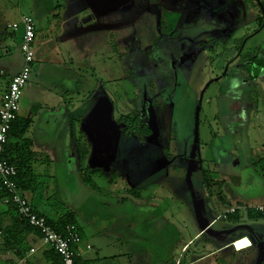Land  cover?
Masks as SVG:
<instances>
[{
    "label": "rangeland",
    "instance_id": "1",
    "mask_svg": "<svg viewBox=\"0 0 264 264\" xmlns=\"http://www.w3.org/2000/svg\"><path fill=\"white\" fill-rule=\"evenodd\" d=\"M69 1L74 0H0V32L4 31L12 34L11 32L13 31L11 26L14 23L19 24L22 16L32 17L35 23L36 35L33 43L35 54L34 63L30 78L23 89L19 110L20 116L26 120L29 118H36V120H41L40 122H42L45 115L53 114V112H55L54 114H63L61 113L63 111L68 113L71 119H73V121H71L72 135L75 138L73 142H79H76L77 150L82 151L87 159V162H85L82 167L90 169L88 161L91 159L90 156L93 152V144L91 142L92 138L88 136L83 127V123L85 116H87L91 108L94 107L99 96L107 98L112 106V121L120 140L121 129L124 124L127 123L126 120H129V116L130 119L134 116L139 118L141 115L140 113L144 111L149 113V126L151 131L157 130L158 121L153 114L156 115V111L157 114H159L160 110L166 109L164 101H161L164 100L162 95L164 94L168 101V96L170 94L173 105L176 106L175 109L178 110L174 111L178 115L176 117H173L174 115L169 117L171 115L169 109L162 113L163 116H167L171 119L170 129L173 138L170 141V148L177 150V154L181 155L180 158L185 159L186 156L184 155L186 154H184L185 150L183 149L185 147V142L183 141H186V136L188 140H190L189 137L192 135V131L194 140L195 128L197 129L200 145L197 146L193 159V161L196 159L198 161L194 163L193 172L196 171V174L193 175L191 184L193 189H199L198 191L202 194L204 187L201 184L199 187L197 186V175L200 169H202V166L207 169L209 164L203 162L201 166L199 161H205L208 156H212V153L206 152L204 146L206 144L211 146L212 144L211 131H215L216 128H219V131L224 132V125L220 118L215 117L213 121L210 115L212 107L214 112L217 108H221L219 101L223 96V84H220L215 91L218 102L214 103L212 107H209L208 102L212 87H207L209 82L205 81H207V76L211 75V66L218 68L224 66L226 60L223 59V56L226 52L222 51L220 46H211L208 49L211 55H208L206 53L207 50L204 49L205 55L211 57V64L205 65L203 58L199 63H196L194 68H192L191 64V69L188 70L186 74H179V76L178 74H172V76H170V72L168 71L170 69L172 70V65H168L167 68V65L162 63L157 65L156 68H153L150 67L151 60L143 57L144 54H148V42L152 38H150V35L143 33V31L146 30L142 29V20L137 23V25L133 26V28L124 27L114 30L91 31L71 37L75 30L88 28V26H93L104 19L99 20L95 17L97 13H95L94 10H98V7H100L96 4L95 0H85L90 3L89 5L84 2L87 6L86 8H83V2L76 1L78 3L72 5V7L76 8L68 10L67 7L63 5H67ZM260 2V0H247V6L249 9H252ZM77 9L80 10L78 11ZM55 10V15H58V17H54L55 15L53 16ZM87 10L89 13H95V15L93 17L85 15L86 12L84 14V11ZM117 10L120 16L122 8L121 10ZM69 12H73L72 14H76L78 18L76 16L70 17L69 14H66ZM82 13L85 16H83ZM254 26L249 25L247 28L241 30V34H251ZM233 42L234 45L240 44L232 40V43ZM7 44L8 46H12L11 51L15 54L18 41L13 40V43L7 41ZM247 44L249 45V43ZM230 47L233 48L232 46ZM257 50V48H254L252 53H255ZM128 54L135 56V60H133V58H127ZM152 59L155 60L156 63L159 62L156 56H153ZM130 61H135L134 63L137 69L131 66ZM127 70H131V74ZM138 70H142V72ZM182 70L183 69H181V71ZM134 72L137 73V75H135ZM139 74L140 77H138ZM220 77L221 76L218 75V78ZM154 80L160 81V84L156 87L157 91H154V94H158V97L155 98V103L151 105L150 108V105L146 102L145 95L142 94L143 89H141V84L144 81L154 86ZM168 85H171L173 89L170 90ZM178 85H181V87L177 88ZM186 88H188V91ZM181 110H185L187 114L181 113ZM118 119L121 120L120 125L116 124ZM168 122L170 123V121ZM32 128V134L40 132L42 129L43 131L46 130V127L40 125L39 122ZM164 128L166 129L165 126ZM49 129L52 128L50 127ZM29 131L30 130H28V132ZM28 135L29 133L27 136ZM150 137L153 138L156 136ZM158 137L159 136H157L155 140H157ZM218 137L220 139L217 140L221 142L222 135L220 134ZM231 138L235 140L237 137H231L227 134L222 141H230ZM159 139L162 140L159 146L161 150L165 148L164 140L166 138L159 137ZM119 140L116 157L110 166L101 165L90 169L91 171H98L103 175L101 178L99 176L93 177L94 182H96L99 187L96 191L104 194L103 191L107 189L108 182L112 180L113 185L111 186L116 192L129 197L132 196V194L129 193L130 189L134 190L135 193H138L140 196L135 203L148 205L153 210L159 211L163 217L162 219H158L159 223H154L147 219V217L139 218L140 227L147 231L144 232L141 230L143 234L141 236L144 239L143 242L146 243L147 249L152 254H156L158 257L167 260L173 256L169 246H175L174 248L177 247V250H175L173 260L179 261L180 264H184L186 260H189L190 253L193 257L200 256L205 254L210 247L213 246L215 248L225 242L224 239L202 233L204 234L203 237L199 240L198 238L192 240L190 244L187 245L189 250L185 253V249L183 251L185 254H180V249L183 244L192 239L195 232L200 230L194 205L190 194L187 193L188 187L184 180L188 161L186 164L182 165L180 170L177 169L172 172L170 168L166 182H161L163 180L162 175L165 173V176L167 175V165H169L171 161L169 162L167 159L166 162L161 155V151L157 148L158 153L156 156L162 157V161L157 162L159 166L156 168L153 167V171L151 170L149 174H146L144 179L136 181V179L141 178V176L138 178L135 173H131L125 167H115L111 169L112 165L119 161L118 152L123 148L122 144H119ZM12 141L13 139L11 142ZM191 148L193 149V147ZM166 149H168V147H166ZM169 152L171 155L172 152ZM193 153V150H191L188 157L189 159ZM76 155L78 157V153ZM106 157H108V155ZM180 158L177 157V168L181 165L179 163ZM153 160L155 159L152 158L151 162H153ZM74 162L75 160L71 158L70 165L73 166ZM231 164L232 165H229L228 168H230V170L234 169L233 173L237 175V162ZM161 165L166 172L163 171L160 177H156L155 175L158 174ZM39 172L40 171L37 170L36 173L34 170V177H44L45 181H47V183L50 182V184H54L56 179L48 176H52L56 173L57 177V175L59 176L61 174L60 169L56 170L52 161L44 166L42 174ZM135 172L137 174L139 171L135 170ZM153 172L156 173L154 174ZM150 177L155 178H152L149 184L145 185L143 188L135 187L136 185L139 187L142 181L144 182ZM113 178L115 179L113 180ZM158 179L160 180V186L157 185V183H159ZM170 179L173 181H170ZM167 181H169V184ZM174 181H176V184H173ZM174 186H176V189ZM195 189L194 191L197 194L198 192H196ZM260 191L262 192L263 190L260 189ZM159 195L161 200H158ZM102 196L103 195H100L99 197L102 198ZM154 196L155 200H153ZM254 196H256V194H254ZM110 207L111 206L107 203H103L104 209H109ZM99 208H102L101 202ZM115 209L119 210V207ZM130 209L131 208L128 210ZM216 209L217 212L213 210V213L217 215L220 210L218 208ZM203 210L204 207L201 204L202 216L205 218ZM221 211L223 210L221 209ZM244 212L243 209H240L238 213L241 218V224L245 223L246 220L243 218ZM207 218L209 219L210 217ZM220 221L214 228L233 225L227 221ZM107 222L108 221H106V223ZM259 223L264 224V221L260 220ZM170 231L175 233L174 238L168 237ZM242 233L249 235V241L243 238V243L237 244V250L247 248L250 245V241H252L248 232L245 231ZM228 236L230 235H227V237ZM210 238H213L215 242H212L208 247L207 242L210 241ZM245 241L248 243H245ZM196 249H198V251H196ZM249 252L251 251H242L239 254H231L228 252L218 253L214 257L208 259L207 264H248L249 261V264H264V254L263 257L260 256V249L256 247V245H254V249H252V259L248 255Z\"/></svg>",
    "mask_w": 264,
    "mask_h": 264
},
{
    "label": "crops",
    "instance_id": "2",
    "mask_svg": "<svg viewBox=\"0 0 264 264\" xmlns=\"http://www.w3.org/2000/svg\"><path fill=\"white\" fill-rule=\"evenodd\" d=\"M76 1L80 2V0L69 1L63 6L68 10L74 9L76 7L72 5L78 3ZM260 1L256 7L249 9L247 0H227V10L233 15L232 25L234 26H231L227 37L221 43V50L226 52L223 56L226 62L224 66H221L222 68L211 66V75L207 76L205 81L209 82L207 87H212L209 107L218 102L215 91L220 84H223V96L219 101L221 108H217L214 112L212 107L210 115L213 121L215 117L220 118L224 125V132L219 131V128L211 131L212 144L211 146L206 144L204 148L206 152L212 153V156H208L205 161H199L201 166L203 162H206L209 167L205 169L202 166L197 175V186L201 184L204 187L203 192L201 194L199 189H194L202 201L204 217L214 230L227 231L237 226H248L264 248V224L259 223L264 219H249L245 210H243L245 223H240L239 216L236 222L223 220V222L232 223V226L214 228L220 221L218 217L229 208L264 206V0ZM55 12L56 10L53 16ZM72 13L66 14L77 17ZM249 25H255L252 33L242 35L241 30ZM12 31V34L0 32V71L3 72V76H0V104L8 82L19 72L23 62L19 50L22 29L18 27ZM13 40L18 41L15 54L11 51L12 46L7 44V41L13 43ZM232 40L240 44L234 45ZM254 48L258 50L252 53ZM218 75L221 77L218 78ZM54 113L45 115L42 122L36 118H29L30 123L24 138L31 141L30 150L33 152V160L29 165L32 173L34 170L36 173L39 170L42 174L44 166L52 161L53 166L56 170L60 169L61 174L57 177L56 173L48 176L56 179L53 185L50 182L47 183L44 177L35 176V181L29 180L27 183L29 185L26 184L27 189L21 188V193L36 212L48 217L52 222L58 221L66 213L73 214L81 235V244L77 247L78 264H180L179 261L173 260L177 247L169 246L173 256L164 260L152 254L143 242L141 230L147 231L140 227L139 218L147 217L152 222L159 223L158 219L163 218L159 211L153 210L148 205L135 203L139 198L122 195L109 183L107 189L103 191L104 194H101L82 182L80 169L87 168L82 167L87 159L82 151L77 150L79 142L76 140L77 143L73 142L75 139L72 135L71 121L73 119L65 111L61 112L63 114ZM18 118H22L19 113ZM37 121L45 126L46 130L42 129L32 134V127L38 123ZM50 127L52 129H49ZM220 134L221 142L217 140L220 139L218 137ZM227 134L237 138L222 141ZM11 143L15 141L11 142L8 139L7 144L11 145ZM71 158L75 160L73 166L70 165ZM197 161L196 159L195 162ZM233 162H237L238 165L237 175L233 173L234 169L228 168ZM202 171H207L210 176H213L214 186L211 184L208 187L204 186L200 181ZM195 173L196 171L193 172ZM157 185L160 186V183ZM260 189L263 191L261 192ZM215 192L220 193L227 208L219 204V198ZM100 195H103L102 198L99 197ZM158 200H161L160 195ZM104 202L111 207L104 209ZM117 207L119 210L115 209ZM129 208L131 209L128 210ZM216 208L220 210L217 215L213 213V210L217 212ZM242 232L245 231L238 230L213 236L224 239L225 242L218 247H210L200 256L193 257L190 253L189 260H186L184 264H207L208 259L225 252L239 254L242 251H251L248 255L252 259V249L255 245L252 241L247 248L236 249L237 244L243 243V238H249L248 234ZM203 235L200 230L195 232L192 239L183 244L180 254L184 255L189 250L187 245L194 239L199 240ZM227 235L230 236L227 237ZM168 237L174 238L175 233L170 231ZM209 240L208 247L215 242L213 238ZM245 243L248 242L245 241ZM87 245L91 247V250H86ZM256 247L259 248L257 245ZM184 250L185 253H183ZM0 264H60V259L43 244L36 232L22 229L21 224L17 222L14 210L4 201H0Z\"/></svg>",
    "mask_w": 264,
    "mask_h": 264
},
{
    "label": "flooded vegetation",
    "instance_id": "3",
    "mask_svg": "<svg viewBox=\"0 0 264 264\" xmlns=\"http://www.w3.org/2000/svg\"><path fill=\"white\" fill-rule=\"evenodd\" d=\"M97 1L98 0H95L96 3ZM99 1H101L102 3L99 5L103 7H98V10H94V12L97 13L95 17L99 20H104L99 21L93 26L90 25L88 26V28L83 29H91L96 26L105 25L116 26L114 28H111L110 30L120 29L124 27L133 28V26L137 25V23L142 20V29L146 30L143 31V33L150 35V38H152L148 42V54H144L143 57L151 60L150 67L153 68H156L157 65H160L162 63L166 64L167 68L168 65H172V70L170 69L168 71L170 72V76H172V74H178V76L179 74H186V72L191 69V64L192 68H194L196 63H199V61L203 58L205 65L211 64V57L205 55L204 49H206V53L210 55L208 49L211 46L217 45L221 47V43L223 42L222 40L227 37V34L231 30V26H234L232 25L233 15L227 10V0ZM80 2H83V8L87 7L84 3L86 2L85 0H80ZM86 3L90 5L89 2ZM117 9H120L123 14L120 12L119 16V12ZM123 9L125 10V12ZM95 13H89L88 10L84 11V14L90 17H93ZM111 14H113L114 16ZM118 17L120 20L118 19ZM153 56H156L157 60H159L158 63H156V61L152 59ZM128 57L135 60V56L128 54L127 58ZM134 62L135 61H130V64L131 66L136 67V64ZM181 69L183 70L181 71ZM127 71H129L130 74L132 72L131 70ZM138 71L142 72V70ZM135 75H137V73H135ZM138 77H140V74ZM154 84L155 85L152 86L151 83L148 84L144 81L141 84V89H143L142 94L145 95L146 102L148 103V105H150V108L151 105H154L155 98L158 97V94L155 95L154 91H157L156 87L158 86V84H160V81L154 80ZM168 87L170 88V90L173 89L171 85H168ZM180 87L181 85H178L177 88ZM186 90L188 91V88H186ZM100 98L101 97L99 96L97 100H99ZM162 98L164 100H159L164 101L166 109L160 110L159 114H157V111L155 110L156 115L152 113L158 121L157 130L153 132L151 131V128L149 126V113H147L146 111L141 112L139 118L137 116H134L130 119L129 116V120H126L127 123L124 124L123 128L121 129L119 140V144H122L123 148L118 152L119 161L114 163L111 169H114L115 167H125L131 173H135L138 178L141 176V178L136 179V181L144 179L146 174H149L151 170L153 171V167L156 168L157 166H159V163L157 162L162 161V157L156 156L158 153L157 148H159L160 150L159 146L161 144L160 142L162 141L161 139H159V137L166 138L164 140L165 148L160 150L161 155L164 157L166 162L167 159L169 162L171 161V163L167 165L168 170L166 176V173L162 175L163 171L166 172V170L162 168V165L160 169L158 167L159 172L155 176L160 177V175H162L163 180L161 182H166L170 168L172 172H174L177 169L180 170L182 165L186 164L187 161L189 162L190 159L188 157L192 150L191 147H193V131L192 135L189 137V139L192 141L188 140L187 136L185 137L186 141H183L185 142V147L183 149L185 150L184 154L186 155L184 156H186V158L182 159L180 158L181 155L177 154V150L170 148V141L172 140L173 135L170 129L171 119H169V117H172V115H174L173 117L178 116L174 112L178 110L175 109L176 106L173 105L170 94L168 96V101L166 100L164 94L162 95ZM167 109H169L171 113L169 117L162 115L163 111ZM181 113L185 115L187 114L185 110H181ZM168 121H170V123ZM120 123L121 120L118 119L116 124L120 125ZM164 126L166 127V129L164 128ZM150 136L159 137L157 138V140H155L156 137L152 138ZM166 147H168V149H166ZM169 151L172 152L171 155ZM177 157L180 158V161H178L181 164L178 168ZM152 158L155 159L153 160V162H151ZM135 170L139 172L136 174ZM153 173L155 174L156 172ZM152 178L155 177H150L144 182L142 181L140 185L141 187H138L137 185L135 187L143 188L145 185L149 184ZM170 181L173 180L170 179ZM158 182L160 183V180ZM167 182L169 184V181ZM173 184H176V181H174ZM174 188L176 189V186H174ZM130 191L132 192L133 190L130 189ZM187 193H189V190L187 191ZM251 240L253 244L257 245L253 238Z\"/></svg>",
    "mask_w": 264,
    "mask_h": 264
},
{
    "label": "built area",
    "instance_id": "4",
    "mask_svg": "<svg viewBox=\"0 0 264 264\" xmlns=\"http://www.w3.org/2000/svg\"><path fill=\"white\" fill-rule=\"evenodd\" d=\"M18 27L22 29L19 50L23 62L19 72L11 77L8 82L1 96L0 104V190L7 194V197L3 200L4 203L13 206L16 215L25 219L39 233L43 244L59 256L61 264H75V259L79 258L77 247L81 244L78 228L74 225H68L59 233L47 224L45 217L35 214L17 185L15 180L17 177L16 167L3 156L9 131L18 117L23 89L30 78L34 63L35 23L33 18L22 16L19 24L11 26L13 30ZM0 76H3L2 71H0ZM240 209L264 214V206H255L253 208L232 207L225 211V215L233 214ZM86 250H91V247L87 245Z\"/></svg>",
    "mask_w": 264,
    "mask_h": 264
},
{
    "label": "water",
    "instance_id": "5",
    "mask_svg": "<svg viewBox=\"0 0 264 264\" xmlns=\"http://www.w3.org/2000/svg\"><path fill=\"white\" fill-rule=\"evenodd\" d=\"M96 4L99 5L102 3L101 1L98 0ZM114 27L116 26L105 25V26H96L91 29H83V30L77 29L75 30V32H73L71 37L72 36L75 37L91 31L110 30L111 28ZM99 117L101 119H99ZM83 125L88 136L92 138L91 142L93 144V152L92 155L90 156L91 159L88 161L90 165L89 166L90 169H93L94 167L97 166L99 167L101 165L102 166L106 165L107 167L110 166V164L114 161L117 154L119 136L116 133V128L112 121V106L107 98L101 97L99 100H97V102L94 104V107L91 108L90 112L85 117ZM99 131L101 132L99 133ZM106 138L108 140L107 143H106ZM197 144H198V131L195 128L193 149H192L194 153L191 155V158L188 162V167L186 169V174H185V181L189 190L191 200L194 205V210L197 217V223L199 225V229L201 233H205L210 236H219L224 233L227 234L238 230L247 231L250 234V236L254 239V241L257 243V246H259L260 253L262 254L263 244L259 241L256 234L251 230L250 227L237 226L227 231H216L212 228L209 222L205 218H203L201 211L202 201L200 200L199 196L195 193L191 185V174L193 173V168L195 166L194 164L195 160L193 161V159L195 157V151L198 146ZM107 155L109 158L106 157Z\"/></svg>",
    "mask_w": 264,
    "mask_h": 264
},
{
    "label": "trees",
    "instance_id": "6",
    "mask_svg": "<svg viewBox=\"0 0 264 264\" xmlns=\"http://www.w3.org/2000/svg\"><path fill=\"white\" fill-rule=\"evenodd\" d=\"M29 123H30L29 120L17 117V119L13 122L11 129L9 131V134H8L9 141L13 139L15 141V143H11V145H8L6 143L5 148H4V152H3L4 158L16 167L17 177L15 180L17 182L18 187L20 189L22 188L23 190L27 189L26 184L29 183V180L32 182L35 181L34 175L32 173V169L29 165L30 162L33 160V152H31V150H30L31 141L29 139L24 138L25 132H26L27 128L29 127ZM90 171L91 170L88 168H83L82 170L80 169V173L82 172L80 174L82 182L86 186L91 188L92 190H98L99 187L97 186V184H95L93 177L99 176L101 178L103 175L98 171H94V170H92L91 172ZM202 172H203V175L201 176L200 181L204 184V186L208 187L210 184L212 186H214V184H213L214 181L212 180L213 176H210L209 172H207V171H205V172L202 171ZM192 176H193V173L191 174V180L193 178ZM114 179L115 178H113V180ZM108 183L113 185L112 180H110ZM27 185H29V184H27ZM22 189L20 191H22ZM129 193L132 194V196H134L137 199L140 197L139 194L135 193L134 190L132 192L130 191ZM215 194L219 198V204L223 207H226L225 206L226 202L223 198L220 197V193L215 192ZM6 197H7V194L3 190H0V201H3ZM7 206H10L14 210L13 206H11V205H7ZM14 212H15V210H14ZM33 212L37 215L45 217L47 224L50 225L52 227V229L56 232H59V233L62 232L64 227H66L68 225H74L77 227V225L74 221V216L70 212L66 213L63 217H61L56 222H52L48 217H46L42 214H39L34 209H33ZM238 213H239V211H236L233 214L225 215V211H224L218 218H219V220H227V221L236 222L239 218ZM246 213H247V217L249 219H264V214H260V213L250 211V210L247 211ZM15 215H16V212H15ZM16 217H17V222L21 224L23 230L28 229L30 231L36 232L39 235V233L33 227H31L25 219L19 217L18 215H16ZM78 231H79V229H78ZM80 237H81V235H80ZM244 237H246V235ZM53 253L55 254V256H57L59 258V256L55 252H53ZM78 262H79V260L76 258L75 264H78ZM60 264H61V261H60Z\"/></svg>",
    "mask_w": 264,
    "mask_h": 264
},
{
    "label": "bare ground",
    "instance_id": "7",
    "mask_svg": "<svg viewBox=\"0 0 264 264\" xmlns=\"http://www.w3.org/2000/svg\"><path fill=\"white\" fill-rule=\"evenodd\" d=\"M102 118H103V117H102ZM99 119H101V118L99 117ZM100 132H101V131H99V133H100ZM107 141H108V140H107V138H106V143H107Z\"/></svg>",
    "mask_w": 264,
    "mask_h": 264
},
{
    "label": "clouds",
    "instance_id": "8",
    "mask_svg": "<svg viewBox=\"0 0 264 264\" xmlns=\"http://www.w3.org/2000/svg\"><path fill=\"white\" fill-rule=\"evenodd\" d=\"M233 245V244H232Z\"/></svg>",
    "mask_w": 264,
    "mask_h": 264
}]
</instances>
